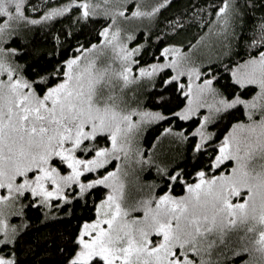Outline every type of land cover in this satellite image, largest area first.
Wrapping results in <instances>:
<instances>
[{"label": "trees", "instance_id": "obj_1", "mask_svg": "<svg viewBox=\"0 0 264 264\" xmlns=\"http://www.w3.org/2000/svg\"><path fill=\"white\" fill-rule=\"evenodd\" d=\"M88 1L105 0H0L2 47L38 97L64 79L72 58L103 41L111 18L88 9ZM120 2L126 16L142 5L153 9L145 20L123 23L135 47L121 65L129 84L101 92L132 114L129 153L114 156L108 133L96 131L83 135L85 151L75 153L85 160L108 153L95 168L70 175L57 152L22 159L14 173L0 165V204L10 229L0 231V257L8 264H106L100 255L86 261L75 255L98 203L119 191L129 215L138 209L131 220L150 219L151 242H160L156 227H164L172 263L264 264L257 240L264 231V83L235 77L264 53V0ZM169 46L179 48L196 68L194 82L205 86L192 87V98L186 72L164 62ZM108 173L118 174L111 184Z\"/></svg>", "mask_w": 264, "mask_h": 264}, {"label": "rangeland", "instance_id": "obj_2", "mask_svg": "<svg viewBox=\"0 0 264 264\" xmlns=\"http://www.w3.org/2000/svg\"><path fill=\"white\" fill-rule=\"evenodd\" d=\"M16 1L8 0V3L13 5ZM105 1L99 4L87 2L88 9H98L111 18L99 48L72 58L64 79L41 97L34 94L27 82L16 76L7 50L2 47L0 31V165L5 170L14 173L20 168L22 159L35 161L53 152L66 162L70 175L78 174L81 169L95 168L105 161L108 153L94 152L86 160L75 153L85 151L80 146L83 135H93L96 131L108 133L114 156L129 153V137L135 129L132 114L118 105L116 93L115 103L101 97V92L116 89V86L124 88L125 84H129L128 68L121 65L128 63L126 60L132 57L135 47L129 44L132 35L124 30L123 23L130 18L134 19L132 22L145 20L151 16L153 9H145L148 7L142 5L126 16V8L120 0H107L108 4ZM132 22H129L131 26L134 25ZM218 34L216 32L214 37ZM206 38L209 40V34ZM163 54L164 62L177 74L186 72L190 98L193 96L192 87H197L199 91L205 89L204 85L194 82L198 77L196 68L191 63H184V54L177 46L166 47ZM109 63L113 66L112 72L107 70ZM161 66L157 64L151 68L158 70ZM235 74L238 80L263 84L264 53L245 62ZM117 175L108 173L106 180L111 184ZM213 190L218 193V189L213 187ZM216 195L221 199V193ZM119 198V191H111L98 203L95 218L86 223L79 234L80 248L75 260L86 261L93 255H100L106 264H175L169 259V250H166L169 238L164 235V227H156L158 232H163L160 242H151L147 235L150 219L131 220L132 212L135 216L138 209L129 215ZM4 209L0 204V231L6 229L7 235L10 229L6 228ZM257 236V240L264 243V231ZM0 264L8 263L0 257Z\"/></svg>", "mask_w": 264, "mask_h": 264}]
</instances>
